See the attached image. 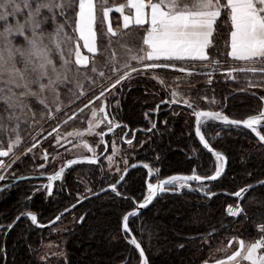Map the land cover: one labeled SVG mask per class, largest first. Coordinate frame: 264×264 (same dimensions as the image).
<instances>
[{
	"label": "snow or ice",
	"instance_id": "snow-or-ice-1",
	"mask_svg": "<svg viewBox=\"0 0 264 264\" xmlns=\"http://www.w3.org/2000/svg\"><path fill=\"white\" fill-rule=\"evenodd\" d=\"M113 12L119 13L122 20L118 29L109 19ZM105 23L106 30L102 31ZM117 47L123 50V56L118 57L113 51ZM218 72L226 73L225 79L231 81L242 75L248 89L264 87V0H121L113 5L109 0H99V3L97 0H0V192L15 187L18 180L32 178L18 176L15 166L29 154L35 161L37 155L33 150L49 137L56 148L68 145L65 150L70 152L82 147L91 155L67 159L47 176V183L42 188H34L26 194V200L41 190L52 196L53 182L61 180L66 170L74 165H102L103 157L111 168L120 148L113 138L111 154H108V134L115 137L116 130H119L122 133L120 140L132 148L139 129H129L127 124L106 110L108 97L122 92L125 87L131 90L133 81L139 83L144 79L147 83L155 80L169 92L170 98L162 100V104H183L190 110V118L195 120V136L203 149L215 158V166L211 175L197 174V165L191 175H170L160 179V169L149 163L142 164L149 177L147 191L143 201L138 202L136 211L122 215V230L124 238L138 251V264H152L142 243L135 236L129 238L130 221L135 223L141 219V210L147 209L167 192H200L209 200L219 195L209 185L226 178V157L212 147L206 134L211 131L218 137L215 133L218 127L234 126L238 129L243 126L251 130L264 146V110L246 119H234L223 110L201 109L199 100L215 105V98L210 99L185 78L201 75L211 85ZM174 73L183 75L175 76V82L168 85L164 77ZM182 84L186 88L184 91L181 90ZM239 91L246 92V89ZM251 95L255 96V93ZM88 96L91 99L87 104L76 106L77 101ZM65 97L68 98L67 105ZM260 99L264 100V96ZM95 101H101L98 107L94 106ZM116 103L119 107L118 100ZM69 109L70 116L67 114ZM87 109H90V118H87L86 127L61 132L62 126H67L69 121L75 122ZM159 111V105L152 110L157 114ZM144 115L149 118L151 112ZM49 121L56 123L45 133ZM149 122L151 127L144 131H158L157 122ZM164 124L167 125V121ZM25 135L31 139L30 147H24ZM129 135L133 138L129 139ZM86 136L92 137L95 146ZM18 152L22 155H17ZM58 156H61L59 152L52 156V160ZM40 159L43 163L36 167L43 170L49 163L48 149H42ZM156 160L159 162V156ZM123 163L122 170L116 169L121 173L119 178L109 182L107 188H101V192L107 193L110 189L114 196L120 197V189L127 191L126 177L141 165H130L126 158ZM153 176L155 182H151ZM194 182L196 186H193ZM257 187H264V180L232 192L230 195L236 203L227 206V215L236 220L241 217L250 219L243 205ZM86 198L78 195L77 203ZM75 207V204L66 207L49 223L54 225L64 213ZM21 219L45 227L38 224L35 213L26 211L10 223L0 224V235L6 238ZM86 220V214L76 218L81 228ZM145 226L142 223V229ZM220 227H223L222 221ZM217 231L218 228L213 227L199 239L207 243ZM257 234L258 238L248 241L233 236L228 240V247L217 249L224 253L223 258L204 259L202 264H264V223L259 224ZM95 236L93 232L92 237ZM184 247L183 243L177 244L178 249ZM229 247L233 249L230 254ZM28 248L30 252L36 251L30 244ZM55 255L61 258L57 264H72L67 252L58 249ZM0 257L6 261V244L0 250ZM40 261L48 264L47 254L40 256Z\"/></svg>",
	"mask_w": 264,
	"mask_h": 264
},
{
	"label": "trees",
	"instance_id": "trees-1",
	"mask_svg": "<svg viewBox=\"0 0 264 264\" xmlns=\"http://www.w3.org/2000/svg\"><path fill=\"white\" fill-rule=\"evenodd\" d=\"M112 24L117 29L120 26V18L117 13L112 14ZM192 78L191 81L195 89L206 93L210 98L215 97L220 102V106H216V104L207 105L206 101L199 100L198 103L202 109H223L226 115L234 119H246L249 115L257 114L263 106V101L259 97L260 92H254L255 96L251 95L248 90L233 94L235 89L239 88V84L226 81L222 76H216L211 85L207 81H200L202 79L198 75ZM143 82L144 80L140 81V83ZM152 84L160 90L159 94L154 95L153 98L145 100L144 94L141 95V93L135 94L131 98L128 94L129 91L126 93L123 89L122 92L118 91L113 99L116 103L117 100L120 101L122 93L126 94L124 103H121L119 107L115 105L119 115L116 118L121 123L127 124L131 130L141 127L150 128L149 121L154 122L156 117L159 124L166 118L168 124L175 128V131L163 130V135L158 138L155 137V141H157L153 142V149L149 148L148 151H144L143 157H140V154L136 162L149 163L151 166L160 169V179L173 174H192V169L197 165H199L196 169L197 174L211 175L214 171L215 158L199 144L194 131V118H190V114L186 116L180 113L189 110L178 105L167 109L166 106L168 105L165 104L160 105L158 114L152 112L158 100L162 99V94L165 98H170L168 90L157 81L153 80ZM181 87L183 86L181 85ZM183 88L186 90L185 87ZM137 97L142 98L141 102L134 101ZM225 97H227L226 100ZM128 100L131 105L127 104ZM145 103L148 105L144 106ZM175 108L176 110H174ZM145 109L151 112L149 118L144 115L146 111L143 110ZM173 111L175 115L172 114ZM178 130L182 137L179 136ZM215 133H218V137L211 131L206 135L210 138L212 147L224 153L229 160L226 178L209 185L211 190L214 193H219V195L213 196L209 200L200 192H188L187 190L183 194L167 192L143 211L141 219L136 220L135 223L130 221L129 227L133 236L142 243L146 255L151 258L152 264H201L204 259L211 261L215 258H222L217 249L228 247V240L233 236L245 240L258 238V225L264 223V187H257L244 201L243 206L247 217L250 219L241 217L236 220L229 217L226 208L228 205L236 203L235 198L230 195L232 192L247 184H257L264 180V146L261 145L258 137L251 130L242 127L238 129L234 126H224L222 129L218 127L215 129ZM152 134L139 130L135 140L144 135L151 136ZM179 141L184 142L186 147L184 152L175 148L172 149V143ZM147 146L148 144H145L135 152L138 153ZM157 156H159V162L156 160ZM30 157L28 156L19 164L33 173L34 170L32 171V169L42 163L43 160L36 159L34 161ZM75 166L77 165L67 170L66 175L75 169ZM41 172L46 175L51 174L49 171ZM41 172L37 171L36 173L41 175ZM71 174L67 176L66 187H61V192L57 191L60 190L57 185L62 182L58 183L57 181L54 184L52 196H46V192L41 190L37 196L32 195L30 200L25 199V201L30 202L25 209L20 208V203L26 194L23 193L27 188L29 189V186L32 187L33 185H30L29 181L23 182V191L11 194L4 200L1 199L0 216L6 215V217L5 220L0 221V224L12 222L16 216L27 210L37 213L40 223L44 224L52 220L60 211L71 206L75 202L77 194L82 191L83 185H80L78 181L74 182V174L73 176ZM147 178V170L143 169L142 166L132 169L126 177L128 181L125 185L127 191L120 189L122 191L120 197L114 196L109 191L88 199L83 205L70 211L69 217L75 218V223L74 227L65 234L64 247L72 264H125V262L126 264H138V251L124 238L122 215L134 208L135 200H142L140 197L146 189ZM39 179L41 180L37 183L39 184L37 188H42L47 179ZM102 186L104 185L99 181L97 190H101ZM193 186H196L195 182ZM1 195L2 193H0ZM51 199L52 203H49ZM15 208L18 210L17 213L13 212ZM85 214L87 220L84 227L81 228L76 222V218ZM65 216L67 215L65 214ZM221 221L223 227H220ZM142 223L146 225L143 229ZM213 227H217L218 231L214 235V242L211 246L181 241L184 236L207 233ZM53 228L51 226L37 227L29 219H21L10 232L6 241L5 237L0 235V250L5 247V244L7 248L6 261L0 257V264H44L34 252L29 251L28 244L39 246L49 239L61 240L58 234L51 233ZM93 232L96 233L94 238L92 237ZM129 238H131L130 235ZM179 243H183L185 247L178 249L177 244ZM229 250L232 251V248L229 247ZM50 264L57 263L53 261Z\"/></svg>",
	"mask_w": 264,
	"mask_h": 264
},
{
	"label": "rangeland",
	"instance_id": "rangeland-1",
	"mask_svg": "<svg viewBox=\"0 0 264 264\" xmlns=\"http://www.w3.org/2000/svg\"><path fill=\"white\" fill-rule=\"evenodd\" d=\"M121 2V0H109V4L110 5H113V4H118V3H120ZM97 3H99V0H97ZM99 14H101V13H98V15ZM118 14V13H117ZM111 20L110 21H112V17L110 18ZM114 21H116V19H114ZM106 27H107V24L105 23L103 26H102V28H101V30L103 31V30H106ZM115 27V26H114ZM113 51H115L116 52V54H117V56L119 57V56H123L124 55V53H123V50L121 49V48H119V47H117V48H115V49H113ZM221 59H223V57L221 58ZM230 59V58H229ZM170 72L172 71V70H169ZM177 75H180V76H182L183 74H179V73H174L172 76H168V77H164L165 78V80H166V82H167V84H173L174 82H175V76H177ZM202 80H200V81H207V79H206V77H204V76H201V75H198ZM216 76H222V77H224L223 79H225V76H226V73H224V74H221V73H217L214 77H213V81L215 80V77ZM193 78L192 77H186L185 78V80L186 81H191ZM141 80H144V79H141ZM140 80V81H141ZM226 80V79H225ZM152 81L153 80H148V82L147 83H145V82H143V83H135L136 81H133V83L131 84V90H128L129 88H127V87H125L124 88V92L126 91V93H128V91H129V97H133L135 94L136 95H138L139 93H141V95H143L144 94V96L143 97H145V100L147 99V98H153L154 97V95H156V94H159V92H160V90H158V89H156L155 87H154V85L152 84ZM226 81H230V82H237L239 85H238V87L239 88H236L235 89V91H234V93L233 94H235V93H240L241 91H239V89H241V88H244V89H246V90H248L249 92H251V93H253V92H260L261 93V95L259 96V97H261V96H264V87H258V88H251V89H248V86H247V84L244 82L245 81V78L241 75V76H239L238 77V79L237 80H235V81H231V80H226ZM192 82V81H191ZM193 83V82H192ZM195 85H196V83H195ZM182 86L183 87H185V85L184 84H182ZM183 87H181V90L182 91H184V88ZM133 88V89H132ZM161 89V88H160ZM162 90V89H161ZM117 93L118 92H116L115 93V95H117ZM161 94V93H160ZM114 95V96H115ZM114 96H110V97H108V101H107V105H108V107H107V111L108 112H110V113H112V114H114L116 117L117 116H119L118 115V113H117V111H116V109H115V105L117 106V103H115L114 101H113V99H114ZM125 96H126V94L125 93H122L121 94V96H120V101H119V105H121V103L123 104L124 103V98H125ZM162 99L161 100H158V103H157V105H165V104H162L161 103V101L162 100H168V97L167 98H165L164 96H163V94H162V97H161ZM210 98V97H209ZM212 98V97H211ZM210 98V99H211ZM215 98V97H214ZM88 99H91V96H88V97H86V98H81V100H79V101H77L76 102V106H79V107H83V105L84 104H87L88 103ZM141 97L139 98V97H137V98H135L134 99V101H136V102H141ZM67 101H68V98L67 97H65L64 98V103H65V105H67ZM156 101V100H155ZM200 101H206L207 102V105H212V104H210L209 103V101H207V100H203V99H201ZM263 101V106H262V108L260 109V110H264V100H262ZM100 103H101V101H95L94 102V106H99L100 105ZM131 102L128 100V102H127V104L128 105H131L130 104ZM215 104H216V106H220V102H219V100H217L216 98H215ZM145 105H148L147 103H145L144 104V106ZM156 105V104H155ZM156 105V106H157ZM166 105H168V106H166L167 107V109H169L170 107H172V106H176V105H173V104H166ZM156 106H155V108H156ZM178 106H181V107H183V108H186L185 106H182V105H178ZM72 107H75V106H72ZM147 108L149 107V106H146ZM165 107V106H164ZM201 107V106H200ZM145 108V107H144ZM187 109V108H186ZM202 109V108H201ZM147 109H145V110H143V111H146ZM174 110H176V108L174 109ZM187 110H189V109H187ZM219 110H223V109H219ZM190 111V110H189ZM189 111H181L180 113L181 114H184V115H188V114H190V112ZM146 112H150V111H146ZM179 113V112H178ZM178 113H177V115H178ZM67 114L70 116L71 115V110L69 109L68 111H67ZM173 115H175V113H174V111H173V113H172ZM258 114V113H257ZM248 117V116H247ZM246 117V118H247ZM61 119L63 118V117H60ZM87 118H90V109H87L86 111H85V114L82 116V117H80L79 119H76L75 120V122H73V121H69V123H68V125L67 126H62L61 127V132L63 133V132H65V131H71V130H73V128H82V127H86V121H87ZM119 121V120H118ZM164 121H167L166 120V118H164V120L159 124V122H158V118L156 117L155 118V121L154 122H157V127H158V131H156V132H154L151 136H142V137H140L139 139H133V147L132 148H129V146L126 144V143H124V142H122L121 140H120V136L122 135V133L119 131V130H116V134H115V137H113V134H108V136L106 137V139L108 140V143H109V150H108V154H111V152H110V145H111V142H112V139L113 138H115V140H116V143H117V145H118V147L120 148V152H119V154L115 157V159H114V165L111 167V168H109V165H108V162H107V160H106V158H103L102 157V165L101 164H97V166H94V165H90L89 166V164H87V163H81V164H77V166H75V169H73L70 173H72L71 175L73 176V174H74V176L73 177H75L74 179H73V181L74 182H76V181H78L79 183H80V185L82 184L83 185V187H82V191H80L78 194H77V196H76V198H75V202L73 203V204H75L76 202H77V199H78V195L80 196V197H86V196H88V195H90V194H93V193H95V192H97L98 190V188H97V186H99V181L100 182H102V184L104 185V186H102L101 188H105L106 186H108V184H109V182H115V180L116 179H118L119 178V175L121 174V173H118L117 171H116V169L117 168H120L121 170L123 169V167H124V163H123V161H124V159L126 158V159H128V163L131 165V164H139V165H141L142 166V164L144 163V162H142V161H137L136 162V159L140 156V154H141V156L140 157H143V153H144V151H148V149L149 148H151V149H153V146H154V141H155V137H160L161 136V132H163V130H165V127H168L167 128V130H171V131H175V128L172 126V125H170V124H168V122H167V125H165L164 124ZM55 121H49L46 125H45V133L46 132H48V131H51V128L53 127V126H55ZM150 126H151V123L149 124ZM171 127V128H170ZM130 129V128H129ZM132 130H137V128H133ZM139 130L140 131H144V127L142 128H139ZM179 131V130H178ZM179 133V136L180 137H182V135H181V133H180V131L178 132ZM137 134H138V131H136V135H135V138L137 137ZM53 135H55V134H53ZM177 135V134H176ZM178 136V137H179ZM88 141H89V143H93V146H95V143L93 142V139H92V137H90V136H86L85 137ZM128 138L129 139H132L133 137L131 136V135H129L128 136ZM150 138H152V139H150ZM157 141V140H156ZM155 141V142H156ZM140 142H143V146L145 145V144H148V146L145 148V149H143V150H140V151H138V153H136L135 151L136 150H139L140 148H142L141 146H140ZM77 144H79V142L77 141L76 142ZM152 143V144H151ZM172 143V142H171ZM31 146V139H30V137L29 136H27V135H25V137H24V147H30ZM69 146L68 145H65L64 147H61V148H56L55 146H54V144H53V140H52V137H49L46 141H44L43 143H42V145H40V146H38V148L37 149H34L33 151L36 153V155H37V159H40V156H41V152H42V149L43 148H46V149H48V152H49V163L46 165V167H45V169H39V168H37V167H35V168H33L32 169V171L34 170V172L33 173H31L30 172V170L29 169H25V168H23L22 167V165H20V164H18V165H16L15 166V171H16V174L18 175V176H20V175H23V176H30V177H33V176H37V174H39V173H36L37 171H39V172H41V171H49L51 174H52V172L53 171H55V170H58L59 169V167L63 164V163H65L66 162V160L67 159H79V158H81L82 156H90L91 155V153H88L87 152V150L86 149H83L82 147H78V148H73L70 152H68V151H66L65 149L66 148H68ZM177 149L178 151H182V152H184V150H186V147L184 146V142L182 141H179V142H173L172 143V149ZM100 149H98V151H99ZM176 150V151H177ZM177 151V152H178ZM57 152H59L60 154H61V156H58L57 158H56V160L55 161H53L52 160V156H54V155H56V153ZM222 153V152H221ZM136 154H139L138 156L136 155ZM224 154V153H223ZM17 155H22V152H18L17 153ZM225 155V154H224ZM31 156V154H29V157ZM226 156V155H225ZM31 158V157H30ZM23 160H25V158L23 159ZM42 160V159H41ZM135 161V162H134ZM132 162H134V163H132ZM43 163V162H42ZM101 167L103 168V171H101ZM49 168V169H48ZM89 170H92V171H89ZM68 171L66 170V172H65V174H64V177L61 179V180H58V183H60V182H62V183H60V184H58L57 186H58V188L60 189V190H57V191H59V192H61L62 191V188L61 187H66V185H65V180H66V178H67V176L70 174H67L66 175V173H67ZM106 174V175H105ZM42 175V174H41ZM43 175H45V174H43ZM66 175V176H65ZM94 177H97V178H94ZM102 177H103V180H102ZM92 179H94V180H92ZM41 179H39L38 177L36 178V179H33V178H31V179H29V180H23V181H17L16 182V185H15V187H12L10 190H7V191H3V192H0V193H2V195L0 196V201H1V199H5L6 197H9L11 194L13 195V194H15V193H17V192H19V191H23L22 190V186L24 185V183L23 182H25V181H29V184L30 185H33L32 187H34V188H37V187H39V184H37L39 181H40ZM98 180V181H97ZM97 181V182H96ZM147 181H149V177L147 178V180H146V182ZM57 182V181H56ZM151 182H155V177L153 176V178L151 179ZM32 187H30L29 186V189L27 188L26 190H25V192L23 193V194H29L30 193V191L32 192L33 191V189L34 188H32ZM118 188H119V186H118ZM89 189H91V192H89L88 190ZM97 190V191H96ZM9 191H10V194H8L9 193ZM43 191V190H42ZM146 191H147V184H146V189H145V191H144V193L142 194V196L140 197V198H142V200L141 201H137V200H135L134 201V208H135V204L136 203H138V202H142L143 201V196L146 194ZM111 192V191H110ZM40 193V191H38V192H36L35 193V196H37L38 194ZM26 194H25V196H26ZM103 194V193H102ZM101 195V194H100ZM46 196H47V194H46ZM95 197H97V196H95ZM93 198V197H92ZM52 201V199L49 201V203H52L51 202ZM55 201V200H54ZM53 201V202H54ZM87 201V200H86ZM85 201V202H86ZM85 202H83L82 204H80L79 206H81V205H83ZM17 203V202H16ZM15 203V204H16ZM30 202H27V201H25V197L23 198V200H22V202L20 203V208H23V209H25V208H27V206H29L28 204H29ZM72 204V205H73ZM70 207V206H69ZM133 208V209H134ZM20 211V210H19ZM27 211H31V210H27ZM13 212H18V210H16V208L14 209V211ZM26 212V211H25ZM31 212H33V211H31ZM61 212V211H60ZM33 213H35V212H33ZM70 212H67L66 213V215L67 216H63L62 218H61V220L60 221H57L54 225H52L51 227L53 228V231L51 232V233H53V234H55V235H57L58 234V236H59V238H61V240H56V238L55 239H49V240H46V242L44 243V244H41V245H37V246H35V245H33V244H30L31 245V247L33 248V249H35L36 251L34 252L35 254H36V256L40 259V256H42V255H45V254H47V256H48V264H50V262H53V261H55V263H57L58 262V259L60 258V257H58V256H56L55 254L57 253V251H58V249L60 250V251H65V247H64V244H65V234L66 233H68L73 227H74V223H75V218H70L69 216H70V214H69ZM14 214V213H13ZM36 215H37V213H35ZM127 214V213H126ZM58 215V214H57ZM38 216V215H37ZM5 217H6V215H1L0 216V221H3V220H5ZM54 219V218H53ZM52 219V220H53ZM51 221V220H50ZM31 222V221H30ZM38 222H39V218H38ZM40 223V222H39ZM47 223H49V222H47ZM47 223H44V224H47ZM18 224V223H17ZM16 224V225H17ZM41 225H43V223H40ZM58 224V225H57ZM57 225V226H56ZM36 226V225H35ZM56 226V227H55ZM259 226V225H258ZM59 230V231H58ZM19 231V230H18ZM18 233V232H17ZM9 235V234H8ZM8 235H7V237H8ZM215 235V234H214ZM7 237L5 238V241H6V239H7ZM238 239H242V238H240V237H238ZM245 240V239H244ZM246 241H248V240H246ZM214 242V241H213ZM18 246H20V244L18 243ZM211 246V245H210ZM233 250V249H232ZM229 252V254H230V250L228 251ZM11 254V253H10ZM220 254L222 255V258L224 257V253H222V252H220ZM217 256V255H216ZM215 256V257H216ZM44 263V262H43ZM202 264V263H201Z\"/></svg>",
	"mask_w": 264,
	"mask_h": 264
},
{
	"label": "water",
	"instance_id": "water-1",
	"mask_svg": "<svg viewBox=\"0 0 264 264\" xmlns=\"http://www.w3.org/2000/svg\"><path fill=\"white\" fill-rule=\"evenodd\" d=\"M179 105H182V106H184L183 104H179ZM186 107V106H185ZM203 110H211V109H203ZM224 114H226V113H224ZM230 118H232V117H230ZM242 128H244L243 126H241ZM194 128H195V120H194ZM223 154V153H222ZM224 155V154H223ZM225 156V155H224ZM226 157V161H225V170H227V167H228V163H229V160H228V157L227 156H225ZM48 175H51V174H47V175H37V176H33L32 178H46L47 179V176ZM173 175H191V174H173ZM170 176V175H169ZM168 176H166V177H163V178H161V179H166ZM18 181H20V180H18ZM17 182V181H16ZM47 183V182H46ZM45 183V184H46ZM54 183H55V181L53 182V185H54ZM108 186H106L105 188H107ZM53 188H54V186H53ZM109 191H111L110 189L107 191V192H109ZM102 193H105V192H101V190H99V191H97V192H95V194L93 193V194H90V195H88V196H86L87 198L86 199H83L80 203H75V205H76V207H78L80 204H82L83 202H85L86 200H88V199H91L92 197H95V196H99L100 194H102ZM96 194H98V195H96ZM155 201V200H154ZM153 201V202H154ZM151 205V204H150ZM149 205V206H150ZM148 206V207H149ZM71 207V206H70ZM69 207V208H70ZM75 207V208H76ZM138 209V203H136L135 204V208L134 209H132L131 211H129L128 213H130V212H132V211H136ZM144 210H146V209H144ZM144 210H141L142 212L144 211ZM64 211V210H63ZM63 211H61V212H63ZM67 213V212H66ZM66 213H64V215L66 214ZM127 213V214H128ZM63 215V216H64ZM62 216V217H63ZM38 224L39 225H41L39 222H38ZM45 227H50V226H52V224H50V223H47V224H43ZM37 226V225H36ZM38 227V226H37ZM208 233V232H207ZM204 234H206V233H203V234H196V235H190V236H184V237H182L181 238V241L182 242H189V243H191V244H199V245H202V246H210V245H212V243H213V241H214V235L213 236H211L210 238H209V240H208V242L207 243H205L204 241H202L201 239H199V237L200 236H202V235H204ZM130 236H133V234H132V232H130V234H129ZM185 237H196V239H185Z\"/></svg>",
	"mask_w": 264,
	"mask_h": 264
},
{
	"label": "crops",
	"instance_id": "crops-1",
	"mask_svg": "<svg viewBox=\"0 0 264 264\" xmlns=\"http://www.w3.org/2000/svg\"><path fill=\"white\" fill-rule=\"evenodd\" d=\"M113 13H114V12H113ZM113 13H110V14H109V19L112 17V14H113ZM118 15H119V13H118ZM110 20H111V19H110ZM111 23H112V21H111ZM121 23H122V20L120 19V24H121ZM83 51L85 52V54H87V53H86V50H83Z\"/></svg>",
	"mask_w": 264,
	"mask_h": 264
},
{
	"label": "flooded vegetation",
	"instance_id": "flooded-vegetation-1",
	"mask_svg": "<svg viewBox=\"0 0 264 264\" xmlns=\"http://www.w3.org/2000/svg\"><path fill=\"white\" fill-rule=\"evenodd\" d=\"M75 209V208H74Z\"/></svg>",
	"mask_w": 264,
	"mask_h": 264
}]
</instances>
